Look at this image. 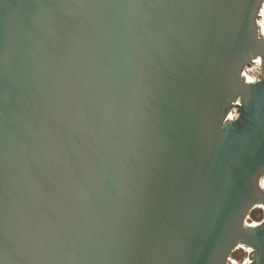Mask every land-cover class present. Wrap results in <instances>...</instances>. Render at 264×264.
Listing matches in <instances>:
<instances>
[{"label":"water","instance_id":"1","mask_svg":"<svg viewBox=\"0 0 264 264\" xmlns=\"http://www.w3.org/2000/svg\"><path fill=\"white\" fill-rule=\"evenodd\" d=\"M263 1L0 0V264H264Z\"/></svg>","mask_w":264,"mask_h":264},{"label":"built area","instance_id":"2","mask_svg":"<svg viewBox=\"0 0 264 264\" xmlns=\"http://www.w3.org/2000/svg\"><path fill=\"white\" fill-rule=\"evenodd\" d=\"M260 10H261V13L258 16L257 22L259 24L261 33L264 35V14H263V12H264V1H263V4H262ZM243 74L248 81L257 82V81L261 80L263 73H262L260 61L257 59H254L251 62H249L244 67ZM240 109H241V102H240V100H237L233 103V105L230 109L229 118L231 120H235L240 114ZM250 251L254 253V257H255V254H256L255 251L252 249ZM254 257L251 259L245 260L244 264H247L248 261H252L254 259ZM230 260L231 259L229 256L228 264H231ZM233 264H236V262L233 261Z\"/></svg>","mask_w":264,"mask_h":264},{"label":"rangeland","instance_id":"3","mask_svg":"<svg viewBox=\"0 0 264 264\" xmlns=\"http://www.w3.org/2000/svg\"><path fill=\"white\" fill-rule=\"evenodd\" d=\"M264 219V207L256 206L249 212L247 221L251 224H258ZM254 257V253L245 247H238L230 254V263L233 264V261L236 264H244L245 260L251 259Z\"/></svg>","mask_w":264,"mask_h":264},{"label":"bare ground","instance_id":"4","mask_svg":"<svg viewBox=\"0 0 264 264\" xmlns=\"http://www.w3.org/2000/svg\"><path fill=\"white\" fill-rule=\"evenodd\" d=\"M263 14H264V12H263ZM257 206H262V207H264V205H257ZM247 223H249L248 221H247ZM249 224H251V223H249ZM259 224V223H258ZM251 225H256V224H251ZM240 246H242V247H245V248H247V249H249V250H251V248L250 247H247V246H244V245H240ZM239 246V247H240Z\"/></svg>","mask_w":264,"mask_h":264}]
</instances>
